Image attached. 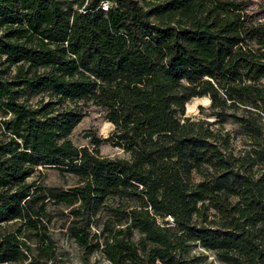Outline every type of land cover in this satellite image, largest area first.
<instances>
[{
	"label": "trees",
	"instance_id": "trees-1",
	"mask_svg": "<svg viewBox=\"0 0 264 264\" xmlns=\"http://www.w3.org/2000/svg\"><path fill=\"white\" fill-rule=\"evenodd\" d=\"M250 7L0 0V264H57L50 205L86 258L196 264L199 247L264 264V21ZM201 98L215 121L186 116ZM90 106L113 131L81 147ZM40 169L78 182H30Z\"/></svg>",
	"mask_w": 264,
	"mask_h": 264
},
{
	"label": "rangeland",
	"instance_id": "rangeland-1",
	"mask_svg": "<svg viewBox=\"0 0 264 264\" xmlns=\"http://www.w3.org/2000/svg\"><path fill=\"white\" fill-rule=\"evenodd\" d=\"M244 1H247L250 4V10L256 18L264 21V0ZM41 98H43V95L33 98L31 103L35 105ZM202 99L204 98L194 101L197 103L196 108L193 109V111H188L187 109L186 116L206 119L211 122L215 121L216 118L209 115L211 113L208 110L210 104L206 103ZM200 107L206 108L204 114L200 113ZM86 113V117L79 123L71 136L74 143L81 147H91L90 136H96L97 138L105 140L109 138L111 132L113 131V126L107 122L105 117L106 115L101 109L90 106L87 108ZM224 126L228 130L237 131V126L231 121H228L224 124ZM238 146H241V144L238 143ZM100 153L102 156L109 158L127 157L121 150L113 148L107 143H104L101 146ZM29 181H36L38 182L37 184L44 187L59 188L64 190L73 187L78 182L77 178L72 175L62 174L56 169H40V173H37ZM49 211L53 214V222L50 226V233L53 236L55 246L57 248V264H109L101 254H95L86 258L79 246L68 237L67 230L65 229L67 219L60 213L61 209L50 205ZM105 218V214L101 215L102 222ZM190 257L196 258V264H220L211 253L206 252L199 247L193 249Z\"/></svg>",
	"mask_w": 264,
	"mask_h": 264
},
{
	"label": "bare ground",
	"instance_id": "bare-ground-1",
	"mask_svg": "<svg viewBox=\"0 0 264 264\" xmlns=\"http://www.w3.org/2000/svg\"><path fill=\"white\" fill-rule=\"evenodd\" d=\"M198 99H194L193 101H191V102H189L188 104H187V109H188V111H193V109H195L196 108V105H197V103H195L194 101H197ZM203 101H205L206 103H208V104H210V99L209 98H204V99H202Z\"/></svg>",
	"mask_w": 264,
	"mask_h": 264
},
{
	"label": "built area",
	"instance_id": "built-area-1",
	"mask_svg": "<svg viewBox=\"0 0 264 264\" xmlns=\"http://www.w3.org/2000/svg\"><path fill=\"white\" fill-rule=\"evenodd\" d=\"M168 220H169L170 222H173V219H172V218H170V217L168 218Z\"/></svg>",
	"mask_w": 264,
	"mask_h": 264
}]
</instances>
